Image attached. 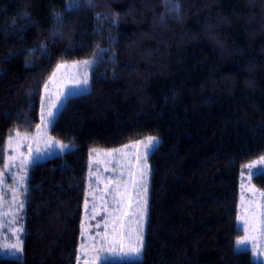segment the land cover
<instances>
[{"label":"trees","instance_id":"1","mask_svg":"<svg viewBox=\"0 0 264 264\" xmlns=\"http://www.w3.org/2000/svg\"><path fill=\"white\" fill-rule=\"evenodd\" d=\"M88 59L49 129L72 147L30 164L23 257L0 264H77L90 150L150 136L143 252L100 264H263L236 240L242 166L264 155V0H0V172L57 65Z\"/></svg>","mask_w":264,"mask_h":264},{"label":"rangeland","instance_id":"2","mask_svg":"<svg viewBox=\"0 0 264 264\" xmlns=\"http://www.w3.org/2000/svg\"><path fill=\"white\" fill-rule=\"evenodd\" d=\"M84 61L89 63L85 65ZM61 65L62 67L55 70V75H52L47 84V90L44 91L40 127H37L33 134L13 130L6 141L5 166L0 172V255L3 257L17 259L23 257V251L17 252L11 249V245L16 244L22 247L23 210L30 164L71 149L70 144L52 138L49 129L65 100L69 96L85 93L90 88L92 59L66 62ZM84 79L88 80L87 84L77 83ZM61 94L63 95L60 106L53 110L55 115L51 122L42 121V115L47 117L52 102ZM17 132L19 136L16 135ZM150 137L117 148L90 150L86 202L77 264H99L104 259L141 257V255L139 257L123 255L119 241L123 233L125 237L123 251H127V245L134 243L139 233L145 184L142 173L148 172L149 188L148 156L158 143L156 139L155 145L146 151L145 146ZM57 142L67 147L61 149ZM50 144L51 147H49ZM262 158L264 155L242 166L237 227L243 231V234L237 239H245L247 243L236 248L249 249L252 257L255 260H261L264 264V190L254 185V175L251 174L263 172L264 165L259 163ZM253 164L256 167L249 169L248 166ZM144 223L146 226V221ZM128 236H131V241L127 239ZM104 237H107L106 241ZM5 244L9 247L5 248ZM108 252L110 256L105 257Z\"/></svg>","mask_w":264,"mask_h":264},{"label":"snow or ice","instance_id":"3","mask_svg":"<svg viewBox=\"0 0 264 264\" xmlns=\"http://www.w3.org/2000/svg\"><path fill=\"white\" fill-rule=\"evenodd\" d=\"M176 10H178V5L176 6ZM59 18V17H57ZM85 65H87L89 63V61H84L83 62ZM62 67V65H57V68ZM53 75H55V73H53ZM77 83H84L87 84L88 80L84 79L83 81H78ZM45 89L47 90V84L45 85ZM62 95H58L56 100L52 102L51 104V108L47 114V117L45 118L43 115L41 117L42 121L43 120H47L49 123L51 122V119L53 118V116L55 115V112L53 110L58 109L61 103V99H62ZM38 128L40 127L39 125L37 126ZM17 136H19V132L16 133ZM156 139L155 137H150L148 138V142L145 146L146 151L148 149H150L151 147H153L156 143ZM58 146L61 147V149L67 147V145H61L59 144V142H57ZM52 145L50 144L49 147H51ZM260 164L264 165V158H262L259 161ZM7 167V165H6ZM249 169H252L254 167H256L255 164L253 165H249L248 166ZM252 175H256V173H251ZM142 175L144 176L145 179V184H144V194H143V205H142V210L140 211V226H139V233L136 235L135 238V242L134 243H129L127 245V251H123L125 244H124V239L125 237L123 236V233H121V239L119 241V247L122 250V254L123 255H134L139 257L142 252H143V248H144V229H145V221L147 218V212H148V195H149V188H148V184H147V175L148 172L145 171L144 173H142ZM15 234V233H14ZM127 239L129 241H131V236H128ZM107 240V237H104V241ZM247 241L245 239H237L236 241V247L239 248L242 245H246ZM5 248H8L9 246L7 244L4 245ZM11 249L17 251V252H21L22 251V247H18L16 244L11 245ZM111 250V247H110ZM113 254H115V252L113 251ZM254 255H258V253H254Z\"/></svg>","mask_w":264,"mask_h":264},{"label":"crops","instance_id":"4","mask_svg":"<svg viewBox=\"0 0 264 264\" xmlns=\"http://www.w3.org/2000/svg\"><path fill=\"white\" fill-rule=\"evenodd\" d=\"M248 250H249V249H248ZM111 253H112V252H111ZM109 256H110V253L108 252V255H106L105 257H109ZM252 256H253V255H252ZM253 258H254V257H253ZM116 259H117V258H116ZM119 259H120V258H119ZM121 259H122V258H121ZM105 260H108V259H104L103 261H105ZM256 261H261V260H256ZM101 262H102V261H101ZM101 262H100V263H101ZM261 262H262V261H261ZM100 263H99V264H100Z\"/></svg>","mask_w":264,"mask_h":264}]
</instances>
